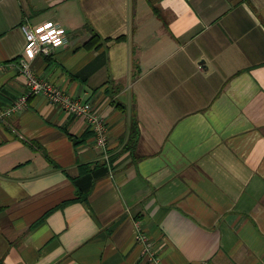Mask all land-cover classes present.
Masks as SVG:
<instances>
[{"label":"crops","instance_id":"1","mask_svg":"<svg viewBox=\"0 0 264 264\" xmlns=\"http://www.w3.org/2000/svg\"><path fill=\"white\" fill-rule=\"evenodd\" d=\"M25 20L65 29L31 68L106 148L41 94L0 118V264H264V0H0L1 108Z\"/></svg>","mask_w":264,"mask_h":264},{"label":"built area","instance_id":"2","mask_svg":"<svg viewBox=\"0 0 264 264\" xmlns=\"http://www.w3.org/2000/svg\"><path fill=\"white\" fill-rule=\"evenodd\" d=\"M20 29L24 36V48L16 66L20 74L24 77L27 91L19 95L11 104L0 107V118L11 116L23 110L28 104V98L37 94L44 95L51 104L59 106L66 113H74L86 117L95 136L96 147L106 148V126L104 120L92 109L89 102H81L66 93L59 85L48 82L35 74L30 62L37 55H49L51 50L64 44L66 41V31L64 28L47 20L32 25L27 20L20 24ZM1 68V65H0ZM138 240L146 247L149 253L150 243L144 235L142 228L137 226ZM152 264H158L156 257L152 258Z\"/></svg>","mask_w":264,"mask_h":264},{"label":"trees","instance_id":"3","mask_svg":"<svg viewBox=\"0 0 264 264\" xmlns=\"http://www.w3.org/2000/svg\"><path fill=\"white\" fill-rule=\"evenodd\" d=\"M160 0H146V2L150 5L151 9L155 10L157 9V3ZM91 30V36L90 38L85 42L84 46L88 49L91 48H99L103 42L105 41V39H101L99 37V35L96 32H93L92 29ZM135 131V128H134Z\"/></svg>","mask_w":264,"mask_h":264}]
</instances>
